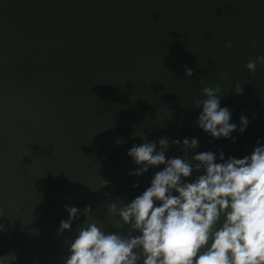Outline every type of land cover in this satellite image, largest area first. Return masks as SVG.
<instances>
[{
    "label": "water",
    "instance_id": "95a60500",
    "mask_svg": "<svg viewBox=\"0 0 264 264\" xmlns=\"http://www.w3.org/2000/svg\"><path fill=\"white\" fill-rule=\"evenodd\" d=\"M258 55L264 0H0V256L60 264L72 237L55 235L65 204L91 205L107 225V203L130 200L151 175L131 187L135 131L250 151L264 137V64L246 68ZM217 85L232 120L251 121L235 144H209L194 124L193 100Z\"/></svg>",
    "mask_w": 264,
    "mask_h": 264
},
{
    "label": "clouds",
    "instance_id": "9594fccd",
    "mask_svg": "<svg viewBox=\"0 0 264 264\" xmlns=\"http://www.w3.org/2000/svg\"><path fill=\"white\" fill-rule=\"evenodd\" d=\"M258 64H264V55L249 60L246 68L255 73ZM193 73L184 70L187 78ZM233 91L242 95L244 90L237 83ZM201 97L191 105L199 110L195 126L209 144H235L249 117L241 113L238 122L232 120V110L222 106L219 85L203 87ZM166 115L171 116L170 110ZM133 136L140 142L127 149L133 166L127 175L137 178L131 185L135 190L139 179L151 173L147 185L130 200L117 196L108 202L107 225L93 216L91 205H63L67 216L55 235L72 237L63 242L60 264H264V137L236 156L198 151L199 137L149 139L136 131ZM173 148L178 154L169 155ZM108 185L102 180L100 189ZM5 231L0 224V233ZM17 260L15 251L0 256V264Z\"/></svg>",
    "mask_w": 264,
    "mask_h": 264
}]
</instances>
